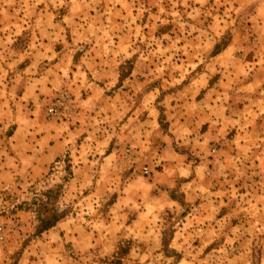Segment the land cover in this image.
Here are the masks:
<instances>
[{"label":"rangeland","instance_id":"1","mask_svg":"<svg viewBox=\"0 0 264 264\" xmlns=\"http://www.w3.org/2000/svg\"><path fill=\"white\" fill-rule=\"evenodd\" d=\"M0 79V264H264V0H0Z\"/></svg>","mask_w":264,"mask_h":264},{"label":"crops","instance_id":"2","mask_svg":"<svg viewBox=\"0 0 264 264\" xmlns=\"http://www.w3.org/2000/svg\"><path fill=\"white\" fill-rule=\"evenodd\" d=\"M2 80V79H0ZM5 95H3L2 92V88H0V102L5 99L4 97ZM20 98H23L22 95L19 96ZM2 107H0V112L2 111ZM41 139L39 138L36 140V143L33 145V149L31 152H25V154H23L22 156H20V158H17L15 156H11V158L13 159V161H10L9 158L7 157V155H5V157H1L0 158V180H4V178H6L4 175H8L10 173V170L17 169V170H24V169H30V171L34 172L37 171L38 169L41 170L42 169V163H43V157L46 155H55L57 154V145L55 144H50L49 148H42L41 146ZM10 143L13 145V149L9 150L8 154L12 153V154H16L19 155L22 152L26 151V148H22V143L19 141V138L17 137H13V139L10 138ZM1 146V145H0ZM30 149H27V151ZM6 149L3 147L0 148V153H5ZM4 155V154H1ZM1 183H3V181H1ZM56 227H53L47 231H45V233L48 234L49 237L52 236L53 234V230ZM24 262H28V260H26L25 258H22L20 260V264H23Z\"/></svg>","mask_w":264,"mask_h":264}]
</instances>
